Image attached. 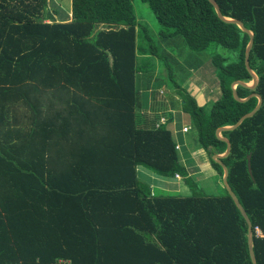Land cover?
Listing matches in <instances>:
<instances>
[{
    "label": "trees",
    "instance_id": "trees-1",
    "mask_svg": "<svg viewBox=\"0 0 264 264\" xmlns=\"http://www.w3.org/2000/svg\"><path fill=\"white\" fill-rule=\"evenodd\" d=\"M70 1L68 19L50 0H0V264H252L247 225L224 187L204 195L168 123L157 126L161 118L143 111L148 92L157 98L164 85L142 59L169 48L149 36L133 0ZM140 1L164 40L235 53L209 60L216 101L200 106L183 82L171 88L177 128L183 114L222 183L211 156L227 145L216 130L258 103L237 102L231 89L251 82L249 36L208 0ZM214 1L254 36L249 67L259 82L236 92L260 95L262 105L220 136L231 145L222 159L227 184L252 224L256 264H264V0ZM138 168L160 179L159 193Z\"/></svg>",
    "mask_w": 264,
    "mask_h": 264
},
{
    "label": "rangeland",
    "instance_id": "rangeland-1",
    "mask_svg": "<svg viewBox=\"0 0 264 264\" xmlns=\"http://www.w3.org/2000/svg\"><path fill=\"white\" fill-rule=\"evenodd\" d=\"M50 2H53L54 4L56 3L55 6L58 8V10L61 13L66 14L68 16V19L71 17L70 0H50ZM133 6L138 21L143 23L144 26L149 30V36L153 38L154 42H159L163 44L164 47L167 46V49L169 48V52H168L169 54H166L164 52H159V56H160L159 58L152 57L149 59L148 58L142 59V60H148L147 61L148 64L149 63L151 64V66H148V68L146 69L148 72L147 74L148 75L156 74V77H158V79L161 80V83L163 81L162 84L164 85L163 86L164 88H162L161 91L159 90V92L161 94H166V95L171 94L174 98L176 96L175 93L176 91L174 89L171 90L172 85H174V83L181 84L182 82L183 83L185 82V79L193 80L194 78L195 79L198 78L200 82L201 81L203 82L202 84L203 88H200V91L202 93H198L203 96L201 100L204 99V101L205 100L207 101V99H209V96L211 94H213L214 97L217 92L220 93L216 77L213 74V69H212L213 67L211 66L209 60H211L213 54L219 55L223 58L227 57L229 59L231 57H234L235 53L233 51H229L215 45L210 49V52L205 51V52L197 53L191 51L186 46L185 41L181 37H174L171 40H164L160 35V32L163 29L159 26V24L155 20L154 15L152 14L149 7L146 4L142 3L140 0H133ZM52 7L53 6L51 4V7H49L50 11H52ZM55 18L59 19L56 16ZM166 42L168 43V45L166 44ZM196 67H199L197 71H196ZM248 85H251V82L248 83ZM184 122L185 119L181 118V124H183ZM167 125H168V129L172 128L170 127V124ZM190 132L191 134L189 136L193 137L194 132L192 131ZM173 138L174 140H176L175 134H173ZM192 141L194 146L197 145L194 139H192ZM177 150H179V148ZM206 167L208 168V169L206 168L207 170H209V168L211 169L212 166L210 161ZM194 171L197 180L196 183L199 185L204 195L215 196L224 193L222 183L219 180L216 172H213L211 170H210L211 173L204 172L205 171L204 168H202L200 172L196 170ZM138 174H139L138 175L139 178L142 181L150 183L152 185L151 187L153 188V190L159 193L158 190H155L156 188H159L160 185L159 183L160 179L156 175L147 171L144 168H141ZM176 185H179L177 192L182 190V188L184 187L181 179L179 180V182L176 183ZM173 187L175 188V186ZM187 191L186 193L184 192L182 194L179 193L178 194L181 196L189 195L190 191L189 190Z\"/></svg>",
    "mask_w": 264,
    "mask_h": 264
},
{
    "label": "crops",
    "instance_id": "crops-1",
    "mask_svg": "<svg viewBox=\"0 0 264 264\" xmlns=\"http://www.w3.org/2000/svg\"><path fill=\"white\" fill-rule=\"evenodd\" d=\"M71 18V17H70ZM203 82L199 81L198 78H194L193 80L191 79H186V81L184 82L182 88L184 90H186L194 99H196L198 105L200 106H204L205 104H207L208 102H213L216 101L219 97H220V93H216L215 96L213 97V94H211L209 96V99H207V101L204 99L201 100L203 98L202 95L198 94V93H202L200 91V88H203ZM164 87H161L159 90L161 91V89ZM199 91V92H198ZM171 95V94H169ZM148 103L147 106L143 109L144 112L147 113V115L151 114V115H155L158 116L159 118H161L157 124V126L161 125V120L164 119L165 123L164 124H170V127H172L170 130L172 132V134H175L176 136V140L175 142L177 143V145L179 146V152L182 155V150L183 147H185V154L186 156L185 159H190L191 162L193 163V167H196V171L200 172L202 168L205 169L204 172H208L211 173V171L215 172L212 167L211 169L209 168V170H207L208 168L206 167L209 164V159H208V155L202 150V149H197L195 148L196 145L194 146L192 139H195V134H193V137L191 138L189 135L191 134L190 131H192V125L189 121V119L184 118V115L181 114L182 116L180 118H184L185 122L183 124L180 125L181 129L177 128V114L179 111H177V109H173L171 107V100L174 98L177 99V97L175 96L173 98V96L171 95L170 97L167 96L166 94H161L159 92V96L157 98H154L153 96H151V92H148ZM168 115V116H166ZM169 116L170 119L168 118ZM167 122V123H166ZM183 128H187L189 132H182ZM180 138H182L183 140V146L180 143ZM182 161H185L184 159H182ZM204 165V166H201ZM210 167V166H209ZM207 168V169H206ZM141 168H138V172L140 171ZM213 178V176H212ZM160 183V181H159Z\"/></svg>",
    "mask_w": 264,
    "mask_h": 264
},
{
    "label": "water",
    "instance_id": "water-1",
    "mask_svg": "<svg viewBox=\"0 0 264 264\" xmlns=\"http://www.w3.org/2000/svg\"><path fill=\"white\" fill-rule=\"evenodd\" d=\"M208 2L213 6L217 17L226 23H230V24H235L236 26H238V28L246 33L249 36V43L246 47L245 50V54H244V64H245V68L247 70V72L249 73V75L251 76V85H248L242 81H235L231 84V89H232V93H233V97L237 102L240 103H245L247 102L249 99L251 98H256L258 100L257 106L248 114L244 115L242 118L239 119V121L230 127H222L216 130V136L219 140L225 142V144L227 145L226 147V151L221 154V155H212L211 156V160H213L215 163H217L218 165H220L223 169V178H222V185L224 187V189L226 190V192L228 193V195L231 197V199L233 200L235 206L237 207V209L239 210L241 216L243 217V219L245 220V223L247 225V243H248V250H249V255H250V259L252 264H256L255 258H254V253H253V232H252V224L250 222V219L248 218L245 210L243 209L242 205L239 203L236 195L232 192V190L230 189V187L227 184V177H228V169L227 167L222 163V159L226 158L230 151H231V145L230 142L226 139V138H222L220 135L223 132L226 131H231L236 129L244 120L249 119L251 117H253L256 112L260 109L261 105H262V98L260 95L258 94H252L249 97L245 98V99H240L237 95L236 92V87L241 86L243 88H247L250 90H255L257 85H258V77L257 75L250 69L249 67V55L253 46V39L254 36L252 34V32L248 31L244 25L242 24V22L238 21V20H233V19H227L225 17L222 16L219 6L217 5V3L214 0H208ZM208 152H211V149H208ZM247 165H248V172L250 175H252V171H251V164H250V156L247 157Z\"/></svg>",
    "mask_w": 264,
    "mask_h": 264
},
{
    "label": "built area",
    "instance_id": "built-area-1",
    "mask_svg": "<svg viewBox=\"0 0 264 264\" xmlns=\"http://www.w3.org/2000/svg\"><path fill=\"white\" fill-rule=\"evenodd\" d=\"M161 123L164 124V123H165V120L162 119V120H161ZM183 132H188V129H187V128H183ZM177 149H178V147H177ZM177 178H178V177H177Z\"/></svg>",
    "mask_w": 264,
    "mask_h": 264
}]
</instances>
